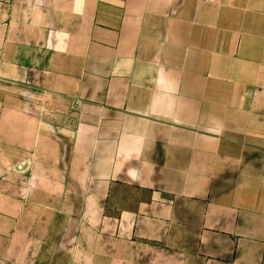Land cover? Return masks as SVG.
Listing matches in <instances>:
<instances>
[{
    "label": "crops",
    "instance_id": "crops-1",
    "mask_svg": "<svg viewBox=\"0 0 264 264\" xmlns=\"http://www.w3.org/2000/svg\"><path fill=\"white\" fill-rule=\"evenodd\" d=\"M45 127L102 263L264 264V0H0L4 196Z\"/></svg>",
    "mask_w": 264,
    "mask_h": 264
},
{
    "label": "rangeland",
    "instance_id": "rangeland-1",
    "mask_svg": "<svg viewBox=\"0 0 264 264\" xmlns=\"http://www.w3.org/2000/svg\"><path fill=\"white\" fill-rule=\"evenodd\" d=\"M50 108L44 106L45 116L61 128L72 127L66 102L53 106V115L47 112ZM50 129L45 127L42 168L35 166V155L28 154L32 167L6 172L11 196H4L9 187L4 184L0 151V264H117L101 261L98 196L84 190L82 169H68L66 134L57 138L60 151H51ZM23 180L28 196H19ZM108 253L114 254L111 249Z\"/></svg>",
    "mask_w": 264,
    "mask_h": 264
}]
</instances>
